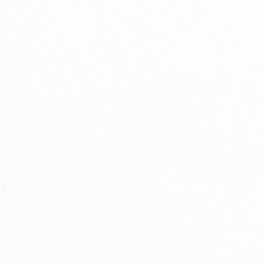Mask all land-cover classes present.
I'll return each instance as SVG.
<instances>
[{
    "label": "snow or ice",
    "instance_id": "6c2138e0",
    "mask_svg": "<svg viewBox=\"0 0 264 264\" xmlns=\"http://www.w3.org/2000/svg\"><path fill=\"white\" fill-rule=\"evenodd\" d=\"M0 264H264V0H0Z\"/></svg>",
    "mask_w": 264,
    "mask_h": 264
}]
</instances>
